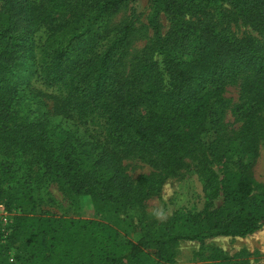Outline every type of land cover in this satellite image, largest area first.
Listing matches in <instances>:
<instances>
[{
	"label": "trees",
	"instance_id": "trees-1",
	"mask_svg": "<svg viewBox=\"0 0 264 264\" xmlns=\"http://www.w3.org/2000/svg\"><path fill=\"white\" fill-rule=\"evenodd\" d=\"M132 1L0 0V205L9 207L26 195L8 186L20 162L26 169L18 178L30 180L33 173L36 181L40 176L58 184L71 199L88 195L97 210L114 212L119 222L184 166L185 156L195 157L202 135L213 137L199 152L204 165L208 158L220 162L238 153L235 146L255 151L254 116L264 108V41L236 38L192 17L228 4L236 17L264 31V0H150L152 40L122 74L119 55L130 25L101 43V21ZM161 13L170 21L164 35ZM39 29L46 35L37 46L31 37ZM25 57L33 62L31 75L56 87V105H47L21 76ZM231 85H238L244 99L237 106L244 120L236 136H226L223 127L230 106L223 93ZM60 113L83 124L97 121L99 137L83 140L59 127L53 115ZM122 153H136L160 170L131 177ZM245 171L233 177L221 206L204 215V225L194 224V232L184 223L180 231L123 245L106 226L97 230L99 224L22 216L5 240L0 232V242L4 249L23 236L26 264H136L151 244L161 249L177 240L244 237L264 222V192H253ZM210 174L216 178L212 169Z\"/></svg>",
	"mask_w": 264,
	"mask_h": 264
},
{
	"label": "rangeland",
	"instance_id": "rangeland-1",
	"mask_svg": "<svg viewBox=\"0 0 264 264\" xmlns=\"http://www.w3.org/2000/svg\"><path fill=\"white\" fill-rule=\"evenodd\" d=\"M150 6V0L128 2L107 14L101 21L103 28L101 43H105L125 24L130 25L127 40L120 49V55L118 54L121 58L119 69L122 74L143 56L145 47H148L152 40V31L146 20ZM233 10L228 4L205 7L192 19L198 17L211 22L217 31L236 38L251 37L254 41L263 42L264 31L252 29L247 21L236 17ZM158 21L162 27V35L166 34L170 28L169 18L161 13ZM45 35V30L39 29L31 38L39 46L44 41ZM29 43L31 44V40ZM38 50L39 48H36L37 54ZM32 68V60L25 57L19 72L28 79L34 93H39L47 105L51 107L56 105L58 103L56 87L46 86L38 77L31 75ZM223 94L230 103L223 117L224 132L226 136H236L244 120L239 112L242 107L237 106L244 99L239 93L238 85L227 86ZM53 116V123L71 131L73 135H83V140H91L90 136L99 137L96 132L97 121L94 124H83L66 113ZM254 118L257 143L252 154L235 146L234 149L238 153L228 154L220 162L208 158L205 162L207 165H204L200 161L199 152L203 144H208L213 137L210 133L202 135L195 157L185 156V165L174 171L175 173L167 175L153 195L141 201L135 210H129L127 214L121 215L123 220L119 222L114 212L110 211L106 214L97 210L88 195L71 199L64 194L58 184L40 176L36 181L33 173L30 180L18 178V174L22 176V172L26 169L25 163L18 162L14 167L17 173L8 181V186L14 193L21 192L26 195L20 200L10 202L9 207L0 205V213L7 214V224H0V232L2 228L10 232L12 225H15L22 216L58 218L72 224L89 223L91 227L99 224L96 226L97 230L106 226L115 232L114 242H123V245L127 241L134 243L141 237H159L168 230L180 231L184 223L189 231L194 232L197 229L194 224L197 225L201 221L204 225V215L221 206L225 188L227 185H233V177H237L239 172L245 174L244 170H246L254 193L264 192V108ZM121 157L125 171L131 177L149 173L151 170H160L155 169L146 158L136 153H122ZM247 162L249 164L245 169ZM210 169L216 174V178L210 174ZM229 210L232 212L233 209ZM1 244H5L3 240L0 242V264L27 263L29 253L23 236L14 241L9 240V246L4 249ZM153 247L154 245L151 244L144 248L134 260L136 264H264V222L256 231L244 237L213 236L200 241L192 239L168 242L161 248L162 250ZM10 257H14L13 262L9 261Z\"/></svg>",
	"mask_w": 264,
	"mask_h": 264
},
{
	"label": "built area",
	"instance_id": "built-area-1",
	"mask_svg": "<svg viewBox=\"0 0 264 264\" xmlns=\"http://www.w3.org/2000/svg\"><path fill=\"white\" fill-rule=\"evenodd\" d=\"M0 224H3V225L7 224V214L5 212H1L0 213ZM1 232H2V238H3V240H5V238L7 237L8 233H9V231L6 230V228H2ZM9 261L13 262L14 261L13 257H10Z\"/></svg>",
	"mask_w": 264,
	"mask_h": 264
}]
</instances>
